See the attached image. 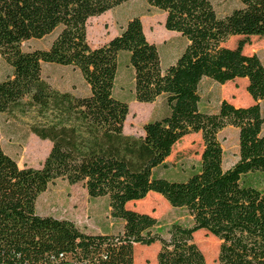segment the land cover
Wrapping results in <instances>:
<instances>
[{
  "label": "trees",
  "instance_id": "trees-1",
  "mask_svg": "<svg viewBox=\"0 0 264 264\" xmlns=\"http://www.w3.org/2000/svg\"><path fill=\"white\" fill-rule=\"evenodd\" d=\"M128 1L0 0V57L11 69L0 81V114L33 113L31 133L50 144L39 168H19L0 146V264H133L135 246L155 243L157 264H206L193 241L199 231L219 242L217 264H264V188L248 180L264 173V65L243 53L251 37H264V0H238L224 17L210 0H145L164 13V28L186 41L165 70L139 17L102 46L87 44V21ZM51 35L46 50L21 48ZM234 37L241 39L227 47ZM121 52L129 54L134 101L162 97L166 109L137 137L124 133L128 105L112 94ZM44 64L76 69L89 94L54 88L42 77ZM236 79L246 80L253 105L222 100L215 113L200 110L204 80ZM228 127L238 131V157L224 169L217 136ZM191 134H200L203 146L198 171L183 181L156 176ZM59 179L82 184L89 199L107 198L109 216L122 229L93 235L69 220L38 215L39 195ZM150 193L185 210L191 226L172 223L164 237L156 218L127 208Z\"/></svg>",
  "mask_w": 264,
  "mask_h": 264
},
{
  "label": "rangeland",
  "instance_id": "rangeland-1",
  "mask_svg": "<svg viewBox=\"0 0 264 264\" xmlns=\"http://www.w3.org/2000/svg\"><path fill=\"white\" fill-rule=\"evenodd\" d=\"M219 17H224L239 6L238 0H210ZM133 17L150 21L151 26L143 25L145 32L158 48L162 69L173 65L185 48V39L179 34L163 29L164 14L150 8L145 0H129L98 17L90 18L86 23V41L91 48L102 46L107 40L118 35L125 23ZM155 25V26H154ZM152 27V29H150ZM54 35L42 40H31L21 45L25 52L46 50ZM178 37V38H177ZM231 38L226 46L233 48L239 41ZM108 40V41H109ZM182 40V41H181ZM184 46H183V43ZM183 46V47H182ZM247 55L256 54L264 65V37H251L249 44L243 48ZM11 74V69L0 57V81ZM42 77L60 91L71 90L77 96L89 94V88L80 73L73 68L58 65H42ZM247 82L236 79L224 85L204 80L200 86L199 108L203 112L215 113L218 105L225 100L236 107H247L254 102L246 92ZM116 100L128 105V115L124 123V133L131 136L143 135V126L158 119L166 113L163 98L154 104H141L134 101L133 70L129 65V54L121 52L117 57L116 84L112 91ZM264 117V100L259 102ZM34 114L14 115L0 114V146L19 168H39L46 158L50 144L35 137L30 126ZM223 151V168L231 167L238 157V131L228 127L218 134ZM203 150L200 134H191L182 138L171 151L166 166L158 168L155 175L172 181H183L199 169L200 156ZM254 185L264 188V173L248 176ZM155 197H158L155 198ZM127 208L148 214L159 222L157 232L166 236L172 223L191 226V218L182 209L170 207L159 195L150 193L147 199L127 204ZM36 213L41 216H52L73 222L80 230L96 233L120 231L123 222L111 219L107 198L89 199L82 184L68 185L63 180L49 184L46 191L39 195L36 202ZM110 221L114 226H110ZM193 241L202 252L206 264H217L219 242L204 231L196 232ZM159 246H135L133 264H157L156 255Z\"/></svg>",
  "mask_w": 264,
  "mask_h": 264
},
{
  "label": "crops",
  "instance_id": "crops-1",
  "mask_svg": "<svg viewBox=\"0 0 264 264\" xmlns=\"http://www.w3.org/2000/svg\"><path fill=\"white\" fill-rule=\"evenodd\" d=\"M164 14V13H163ZM165 16V15H164ZM165 18V17H164ZM140 20H141V23H142V28H143V32H144V35H145V38H146V40L150 43V42H152L153 40L151 39V38H149V36H147V34H146V32H145V29H144V26L147 24V25H149V26H151V22L150 21H143L142 20V18H140ZM129 21V20H128ZM127 21V22H128ZM127 22L125 23V25L127 24ZM125 25L123 26V28L125 27ZM144 25V26H143ZM155 26V25H154ZM163 29H165L164 28V23H163ZM122 28V29H123ZM150 29H152V27L150 28ZM166 30V29H165ZM167 31V30H166ZM178 38V37H177ZM231 39V38H230ZM229 39V40H230ZM109 40V39H108ZM108 40H107V42H108ZM228 40V41H229ZM182 41V40H181ZM183 43V42H182ZM183 46H184V43H183ZM182 46V47H183ZM185 46H186V41H185ZM160 56V55H159ZM71 68V67H70ZM161 68H162V66H161ZM163 70V69H162ZM115 84H116V79H115V82H114V86H115ZM114 88V87H113ZM59 90V89H58ZM63 92H70L71 94H74L71 90H64ZM160 98H162V97H159L158 99H160ZM157 99V100H158ZM156 100V101H157ZM156 101L155 102H153L154 104L156 103ZM153 103H151V104H153ZM131 136V135H130ZM110 226H114V223L112 222V221H110ZM97 229V232L96 233H91V232H89V231H87V230H84V232L85 233H87V234H93V235H102V234H115V233H117V232H119V231H116V232H110V233H107V232H102L101 230H99L98 228H96ZM135 248V247H134Z\"/></svg>",
  "mask_w": 264,
  "mask_h": 264
},
{
  "label": "built area",
  "instance_id": "built-area-1",
  "mask_svg": "<svg viewBox=\"0 0 264 264\" xmlns=\"http://www.w3.org/2000/svg\"><path fill=\"white\" fill-rule=\"evenodd\" d=\"M60 259H68V260H70V258L69 257H63L62 255L60 256ZM70 264H72L71 262H70Z\"/></svg>",
  "mask_w": 264,
  "mask_h": 264
}]
</instances>
